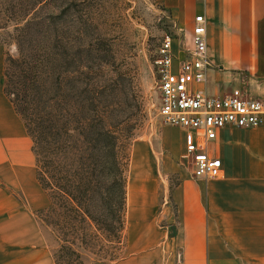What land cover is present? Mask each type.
Masks as SVG:
<instances>
[{
    "label": "crops",
    "instance_id": "1",
    "mask_svg": "<svg viewBox=\"0 0 264 264\" xmlns=\"http://www.w3.org/2000/svg\"><path fill=\"white\" fill-rule=\"evenodd\" d=\"M160 1L184 19L188 35L193 16H203L206 53L217 63L208 69L209 92L241 88L264 101V0ZM3 80L0 48V264H54L33 213L47 197ZM186 140L179 163L174 152L132 144L124 252L111 264H264V126L217 130L209 147L220 171L208 180L181 167Z\"/></svg>",
    "mask_w": 264,
    "mask_h": 264
},
{
    "label": "rangeland",
    "instance_id": "2",
    "mask_svg": "<svg viewBox=\"0 0 264 264\" xmlns=\"http://www.w3.org/2000/svg\"><path fill=\"white\" fill-rule=\"evenodd\" d=\"M188 31L184 19L160 0H0L3 91L11 105V91L31 97L19 70L29 68L33 85H42L46 94L54 95L60 87L71 113L86 119L96 117L111 132L123 167L125 194L133 143L144 141L154 152H174L173 160L180 161V141H185L188 133L163 124L157 114L152 60L164 35L188 41ZM210 61L216 69L217 63ZM205 85L208 89V80ZM223 92L247 94L241 88ZM26 135L35 171L31 140ZM180 165L190 171L183 156ZM44 193L46 204L33 213L45 244L61 263L74 258L59 247L61 238L73 241V234L70 236L68 230L59 234L56 215L41 211L49 203ZM83 226L84 235L71 245L78 253L72 264H111L123 255L124 214L118 237L94 223Z\"/></svg>",
    "mask_w": 264,
    "mask_h": 264
},
{
    "label": "trees",
    "instance_id": "3",
    "mask_svg": "<svg viewBox=\"0 0 264 264\" xmlns=\"http://www.w3.org/2000/svg\"><path fill=\"white\" fill-rule=\"evenodd\" d=\"M27 69L19 70L31 97L14 90L11 102L31 140L36 180L49 199L41 211L53 212L59 234L68 230L73 241L84 235V224L92 223L118 237L124 214V176L111 132L96 117L71 113L60 87L48 95L42 85H33ZM73 241L61 238L59 247L74 258L59 263L54 255V264H72L78 258L71 249Z\"/></svg>",
    "mask_w": 264,
    "mask_h": 264
},
{
    "label": "built area",
    "instance_id": "4",
    "mask_svg": "<svg viewBox=\"0 0 264 264\" xmlns=\"http://www.w3.org/2000/svg\"><path fill=\"white\" fill-rule=\"evenodd\" d=\"M158 94L157 114L165 125L188 133L183 157L193 177L219 175L220 160L209 142L227 127L264 126V101L249 95L215 94L206 88L211 62L206 53L204 19L192 18L188 41L164 35L152 60Z\"/></svg>",
    "mask_w": 264,
    "mask_h": 264
}]
</instances>
